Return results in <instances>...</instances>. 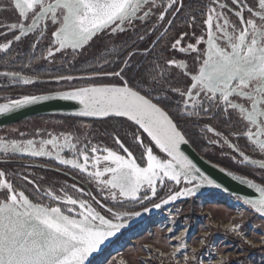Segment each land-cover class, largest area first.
Returning a JSON list of instances; mask_svg holds the SVG:
<instances>
[{"label": "snow or ice", "instance_id": "6c2138e0", "mask_svg": "<svg viewBox=\"0 0 264 264\" xmlns=\"http://www.w3.org/2000/svg\"><path fill=\"white\" fill-rule=\"evenodd\" d=\"M185 7L184 0H9L7 6L0 5V12L11 11L16 19L0 20V53H11L15 44L32 34L33 52L48 41L46 54L39 59L53 63L57 54L70 52V62L75 63L94 38L135 31L137 21L146 23L153 16L156 22L137 38L144 41L163 22L169 27L151 41L155 47ZM165 50L171 55L162 52L147 68L134 60L139 50H133L112 70H103L110 63L105 59L95 66L99 70L86 75L49 77L56 83L88 81L82 86L0 103V115H7L48 101L75 102L79 107L69 115L108 123L111 131L107 135L115 145L96 144L85 136L80 147V137L71 132L41 134L37 130L34 135L40 136L39 140L0 137V163H10L15 154L48 157L76 170L101 197L97 199L76 183L45 188L30 175L0 168V264H93L94 254L101 253L102 246L143 213L195 197L203 188L228 193V187L205 174L185 153L182 146L190 140L178 118L195 125L223 119L231 126L235 117L244 124L242 131L225 135L203 123V138L209 145L230 149L235 163L264 172V159H253L230 139L244 138L264 156V0H207L199 17L190 14L186 27L171 38ZM142 54L150 55L151 50L146 47ZM0 77L24 85L41 82L19 71H0ZM80 127L91 129L92 124L81 123ZM65 149L71 152L70 157L62 155ZM219 171L258 194L230 193L264 218V183L224 167ZM10 176L18 177L24 186H18ZM69 187L79 195L70 194ZM165 188L167 192L161 196ZM102 201H111L112 206ZM240 228V223L229 225V231L243 237ZM187 233L185 228L170 237L178 243L172 245L167 257L174 264H204L197 249L188 254ZM245 243L255 247L250 240ZM260 243L264 244V238ZM200 244L204 245L205 239ZM216 264H226V257Z\"/></svg>", "mask_w": 264, "mask_h": 264}, {"label": "rangeland", "instance_id": "374dc122", "mask_svg": "<svg viewBox=\"0 0 264 264\" xmlns=\"http://www.w3.org/2000/svg\"><path fill=\"white\" fill-rule=\"evenodd\" d=\"M159 2H162V0H158V3ZM47 43V39H45L44 43L41 44L35 52L32 51L29 54L21 55V58H19L20 55L17 56L12 52L10 55L0 54V71H19L22 75L34 77L30 73L31 66L24 67V65L31 63V57L35 58L33 59L34 63L40 61L39 57L45 54V44ZM105 46H112V43L107 41ZM98 47H96V51H98ZM103 49H105V47ZM92 52H95V50ZM15 56L16 58L13 59ZM103 58L104 57L98 59L99 64H103L105 60ZM76 60L77 62L80 60L82 61V56ZM5 61H7V63H5ZM105 65L104 67H107ZM95 70L99 69L93 66L92 69H88L87 71L91 73ZM80 75L81 74H76L74 76ZM41 76V73H39L37 77L40 78H34L40 79L39 81H48L44 80L46 78L45 76ZM105 79L110 80L111 78ZM76 81L79 83L72 84ZM67 83H71V85H61L56 82L52 84L56 85L54 89H57L71 86L77 87L88 83V81L75 80ZM8 86L21 87L26 85L13 83L5 77H0V100L9 98L7 95H9L11 91L2 90ZM79 128L81 129L83 127L78 126V129ZM0 137H3V135H0ZM39 139L40 138L37 140ZM80 140L82 143L78 146L82 147L85 138ZM156 151L158 152V149ZM251 154L253 157L256 156L254 152ZM62 155L70 157L72 154L68 149H65ZM257 159H264V156L261 155ZM56 164L58 163L56 162ZM3 165L5 168H9L10 166L9 163L0 164V168ZM60 169L61 171L69 173L74 183L85 187L88 191L92 192L97 199H101L100 194L93 185L91 189H89L90 186L89 188L85 186L86 184L89 185L87 180L76 170H72L70 167L65 166H62ZM10 178L13 179L18 186L24 184L21 182L19 185L20 180H17L16 177L10 176ZM67 190L74 196L79 195L70 187ZM166 192L167 188L164 189L161 196ZM233 198L235 197L217 191L216 189L205 188L197 193L195 197L181 198L175 202L163 205L159 209H152L148 213H143L140 217L132 219L128 227L118 233L117 236L112 239L111 243H108L103 248L101 253H97L94 256L93 264H120L121 260H123L125 264H174V262L167 257V254L173 250L172 245L178 242L170 239V237L178 235L180 232L184 231L185 228L188 229L185 241L188 245V254L191 255V249H197V255L203 259L204 264H216L222 256L226 257V264H264V244L260 243L261 239L264 238V218L252 212V210L241 201L234 203L232 201ZM102 202L108 206H112L111 201ZM153 202L159 201L154 199ZM127 207L131 209L133 206L128 205ZM177 209L180 211L177 212ZM121 210L124 209L122 208ZM135 210H139V206H135ZM239 212H243L244 215L240 216ZM104 214H106V212ZM234 223L241 224L240 231L244 234L243 237L229 231V225ZM168 228H172L173 231L169 233ZM202 238L205 239L204 245L200 244ZM245 240L252 241L255 247L245 243ZM161 252L165 253V256H160ZM178 258L182 261V254H179Z\"/></svg>", "mask_w": 264, "mask_h": 264}, {"label": "trees", "instance_id": "16d2710c", "mask_svg": "<svg viewBox=\"0 0 264 264\" xmlns=\"http://www.w3.org/2000/svg\"><path fill=\"white\" fill-rule=\"evenodd\" d=\"M184 2L186 4V7L183 9L182 13L178 14L175 18L174 26L169 28V31L162 39L158 41L155 47H153L151 41L156 40L157 36H159L160 32L164 31L165 27H169L166 24H163L153 35L146 37L144 41H139L137 38L138 35H143L144 33H146L156 22V17L153 16L146 23H140L139 21H137L135 31L130 30L126 33L117 34L116 36L112 37L101 35L98 38H94V40L91 42V45L87 47L80 55L82 56V61L80 60L77 62L76 60L75 63H71L70 61L72 60V55L70 52L66 56L57 54L54 58L53 63H49L48 61H44L41 59L40 61L34 63L33 59H31V75L37 77L39 73H41L42 76L46 77L44 80L48 81H41L35 84L21 87L8 86L6 88H3L2 90H10L11 93L7 95L9 98L0 100V103H5L8 99L19 98L22 95L48 94L56 91L67 90L72 86L67 88L62 87L54 89L56 88V85L52 84L53 81H50L49 77L55 75H83L85 73H88V69H92L93 66H97L99 64L98 59H101L102 57H104L103 59H108V61H110L109 64L105 65L107 67H104L103 69L107 71L112 70V68L114 67H117L119 65V62L126 56L129 51L139 50L138 54L134 57V60L139 62L145 68L150 67L151 62L153 60H156L162 52L164 56L171 55V53L165 50L169 45L171 38L175 36L181 30V28L186 27L190 19V14H195L199 17V9L202 3H206L207 0H184ZM15 19V14L11 11L0 12V20L8 22ZM32 40L33 35L30 34L29 37L24 38L21 42L14 45L12 53L17 54V52H19V58L22 57L21 55L29 54L30 52H32L30 48V43ZM107 41L112 43V46H105ZM133 41H135V44H133ZM0 42H3V40L0 39ZM96 47H98V51H96ZM104 47L105 49H103ZM146 47L151 50L150 55L142 54L143 49ZM94 50L96 53L92 52ZM0 54L6 55L4 53ZM80 56L78 58H80ZM160 62L162 63V59L160 60ZM77 82L78 81L73 82L72 84H77ZM57 84L71 85V83L67 82H60ZM172 114L175 116V113ZM80 122L85 124H92V128H79V130L78 126L81 125ZM178 123L181 129L186 133V136L190 140L191 144L203 157L237 174L247 175L248 178L254 179L258 183H264V180H262L261 178L262 176H264V172H261V170L256 169L250 165H239L235 163L231 159V156L235 153H232L230 149L222 144L216 146L209 145L207 140L203 138L200 131V127L203 123H209L218 131H221L225 135H228L230 132H240L243 130L244 124L241 121H238L235 119V117H233L231 126L223 119L206 120L202 121L200 125H195L191 121H186L184 119L178 118ZM37 130H39L41 134L47 132H52L53 134H59L61 132H71L74 136L80 137V139H84L85 136H87V138L92 140L93 143L115 147L111 138L109 137V135H107V133L111 131L110 125L108 123L96 121L94 118L81 119L72 117L70 115H48L34 117L18 124L0 129V135H3V137L7 139H38L41 137L34 135ZM20 132H24L25 136L21 137L19 135ZM208 136L211 138L212 134L209 133ZM44 138L47 137L45 136ZM230 139H233V142L237 143L239 147L252 158L257 159L259 158V156H261V154L253 149L252 146L249 145L244 138L235 140L234 138L230 137ZM252 152H254L256 156L253 157V155L251 154ZM10 161L11 162L9 163V168H5L4 165L1 166V168L6 171L8 170V172L10 173L21 172L25 175H30V178L35 179L37 183L41 184L43 187L52 186L55 189H59L62 185L67 186L68 183L73 182L69 176V173H64L65 171H61L60 168H62V166L57 165L47 159L15 154L10 157ZM28 164L37 166L25 168V165ZM56 168H59L60 170L56 171ZM41 177H43V180L40 179ZM16 179L19 180L18 177H16ZM21 182L22 181H20L19 185L21 184ZM23 185L24 184H22L21 186ZM88 186H90V188H93L91 187V184H89ZM31 190V186H28V191L30 193Z\"/></svg>", "mask_w": 264, "mask_h": 264}, {"label": "water", "instance_id": "95a60500", "mask_svg": "<svg viewBox=\"0 0 264 264\" xmlns=\"http://www.w3.org/2000/svg\"><path fill=\"white\" fill-rule=\"evenodd\" d=\"M78 107L79 106L75 102H68V101H48V102H44L41 104L28 106L14 113H10L7 115H0V129L18 124L20 122H23V121H26V120H29L31 118L38 117V116L69 115V113L76 111ZM182 147L185 153L189 155V157L197 164L198 167L201 168L202 171L205 172V174L212 176L218 182L224 184L226 187L229 188V192L226 194L231 195L230 193L236 192L240 195H249L251 197H255L258 195L257 193H255L254 190L249 189L245 185H241L236 181H233L230 177L226 176L224 173H221L219 171V167L221 166L218 165L219 167H215V165L217 164L203 157L194 148L191 142L189 145H185ZM216 190L222 193H225L221 190H218V189ZM113 238H111V241ZM103 247L104 246H102V248ZM95 255L96 254H94V256Z\"/></svg>", "mask_w": 264, "mask_h": 264}, {"label": "flooded vegetation", "instance_id": "af4514ba", "mask_svg": "<svg viewBox=\"0 0 264 264\" xmlns=\"http://www.w3.org/2000/svg\"><path fill=\"white\" fill-rule=\"evenodd\" d=\"M8 3H9V0H0V5H5V6H7L8 5ZM160 3V2H159ZM161 24L163 25V22H161ZM40 158H44V157H40ZM44 159H47V160H49V161H51V162H53V163H55L56 164V161H54V160H50L49 158H44ZM58 165V164H57ZM62 172H64V171H62ZM64 173H66V172H64ZM70 176V175H69ZM72 183H74V182H72ZM72 183H68V185H70V184H72ZM79 185V184H78ZM87 188H89V186L86 184L85 185ZM45 188H47V187H45ZM89 189H91V188H89ZM105 247V246H104ZM103 247V248H104Z\"/></svg>", "mask_w": 264, "mask_h": 264}, {"label": "bare ground", "instance_id": "6f19581e", "mask_svg": "<svg viewBox=\"0 0 264 264\" xmlns=\"http://www.w3.org/2000/svg\"><path fill=\"white\" fill-rule=\"evenodd\" d=\"M201 190H204V189H201ZM232 201H233L234 203H238V201H237L235 198H233Z\"/></svg>", "mask_w": 264, "mask_h": 264}]
</instances>
